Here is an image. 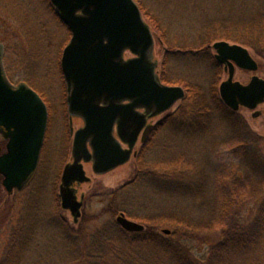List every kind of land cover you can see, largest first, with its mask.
I'll use <instances>...</instances> for the list:
<instances>
[{
	"label": "rangeland",
	"instance_id": "obj_1",
	"mask_svg": "<svg viewBox=\"0 0 264 264\" xmlns=\"http://www.w3.org/2000/svg\"><path fill=\"white\" fill-rule=\"evenodd\" d=\"M138 1L156 17L161 29L167 32L171 40L183 39L193 42L198 38V32L217 29V26H223L221 28L229 31H247V23L250 22L245 21L247 16H258L262 10L264 11V0ZM239 21L244 22L243 26L236 24ZM218 23L221 25H217ZM70 40L71 32L61 22L49 0H0V43H3L6 48L4 65L8 76L15 84L28 83L31 88L44 96L51 109L48 138L36 178L38 186L40 185L39 188H35V190L39 189L38 199H36L37 196L32 197L29 187L23 191L7 193L0 175V264L6 260L7 254L9 263L5 262V264H64L68 262L69 258L76 254L75 248L68 249L73 245L68 247L63 242V235L58 229L52 227L53 224L48 222L46 217L52 216L49 214L55 211L57 218L63 219L72 228L74 235L69 237L73 240L78 238V241L86 240L85 237H90L92 231L101 228L104 224L116 222L121 213L113 214L111 208H115L116 204L110 205L111 198L114 193L134 180L139 170L138 159L146 155L141 152V145L138 144L136 149L139 153L135 157L133 156L125 165L102 175H96L90 166L85 165V171L91 178V182L84 183L80 189V194L83 193L86 196L82 217L76 224L70 212L62 209L59 198L60 177L64 165L71 160V145L67 134L68 115L64 104L65 81L61 60L63 50ZM155 41V60L158 61V70L161 71L166 47L156 39ZM210 52L213 55L211 49ZM250 53L259 68L258 71L250 73L236 70L234 80L242 84H248L253 76L264 78V56L258 55L251 49ZM174 54L171 58L169 57L166 65L168 76L172 80L197 83L204 87L211 86L218 80L213 67L205 59V54H200L199 51L191 54L182 52L178 54L179 56ZM124 57L129 59L132 54L127 52ZM223 80H228V74L221 78V81ZM218 85L219 81L217 87ZM180 105L181 103L177 104L173 111H176ZM258 110L263 111L264 106L259 107ZM224 115V111L216 112L213 122L208 127L192 131L186 128L185 123H172L171 129L164 128L155 135L154 144L159 147L148 151V157L165 156L171 162V166L174 165L172 162L176 163L179 160L181 166L176 170L185 171L183 180H175L174 177L168 179L170 182L168 187L171 191L176 189L184 192L186 190L184 187L188 184L184 181H189L193 174L192 177H206L204 182L208 186L204 188V191L208 194L216 188L214 175L216 171L214 165L217 162L216 149L228 138L230 131L229 125L224 121ZM236 115L251 132L260 138L259 146L264 152V115L261 118H255L253 112L245 108H240ZM80 124V121L74 119V127ZM5 151L6 142L0 135V155ZM41 182H44L45 186H42L44 184L41 185ZM242 188L248 190L250 186L243 185ZM195 189L198 192L199 188ZM131 192L128 198L131 209L141 218L153 223H157L159 217L177 219L187 216L198 221L209 219L205 211H202L203 208L199 207L201 203L195 199L179 194L172 195L171 192L170 194L156 192L150 187L144 188L139 184ZM122 193H118V202L122 201ZM56 195L59 200V212L56 208ZM29 198L32 202L36 199L34 204H31L30 211L35 210L39 215L37 219L29 222L32 229L22 238V245L15 247L11 243L15 238L16 229L18 230L23 225V220L28 217L25 207ZM258 203L259 201H252L242 206L245 215L248 216L253 210L255 211ZM249 211L251 212L247 213ZM209 221L215 222L214 219ZM166 230L170 233L166 234ZM157 232L161 238L173 242L175 232L172 229L163 226L159 227ZM185 238L182 242L191 249L193 257L203 259L209 247L222 239V233L218 232L198 239ZM82 241L76 248L80 251L85 249V243Z\"/></svg>",
	"mask_w": 264,
	"mask_h": 264
},
{
	"label": "water",
	"instance_id": "obj_2",
	"mask_svg": "<svg viewBox=\"0 0 264 264\" xmlns=\"http://www.w3.org/2000/svg\"><path fill=\"white\" fill-rule=\"evenodd\" d=\"M49 1L71 32L61 60L69 114L85 123L74 135V161L66 165L59 188L62 209L78 223L83 200L78 199L73 185L91 182L83 162L92 161L97 175L128 163L142 131L143 142L152 131L147 117L169 111L185 98L186 92L181 86L162 83L154 54L155 36L135 0ZM213 48L217 61L230 68L228 80L220 85L223 103L234 112L241 107L255 110L264 103L263 78L254 76L246 85L234 81L235 65L258 71L249 49L227 41H218ZM127 52L132 54L129 59L124 57ZM4 57L5 46L0 43V135L8 141L7 152L0 156V175L3 187L12 194L24 190L36 173L48 110L26 83L10 82ZM139 110H146V114ZM115 126L118 139L114 136ZM121 142L128 149H123ZM116 222L128 232L145 230V226L123 213Z\"/></svg>",
	"mask_w": 264,
	"mask_h": 264
},
{
	"label": "trees",
	"instance_id": "obj_3",
	"mask_svg": "<svg viewBox=\"0 0 264 264\" xmlns=\"http://www.w3.org/2000/svg\"><path fill=\"white\" fill-rule=\"evenodd\" d=\"M136 1L144 19L153 30L155 39L166 47L163 69L159 71L161 81L181 86L186 90V98L181 102L179 111L175 113L173 124L185 123L187 129L194 131V129L210 126L216 112L224 111L225 113L224 121L229 125L230 131L228 138L216 149L217 162L214 165L216 188L208 194L204 191V188L208 186L204 182L206 177H192L194 174H190L191 181H184L188 183L184 187L186 188L184 192L176 189L172 190L178 191L177 193L171 191L168 187L170 183L168 179L174 177L175 180H183L185 171L176 170L181 166L179 160L176 163L172 162L175 165L173 167L165 156L148 157V151L159 147L155 146L153 140L155 134H152L149 142L141 150L146 155L138 159L140 162L138 174L133 181L114 193L110 202L111 206L116 204L115 208H111L114 215L118 212L123 213L128 219L144 225L146 230L140 233L128 232L116 222L111 221L92 231L90 237H85L87 241H78V238L73 240L69 237L74 235L72 228L63 219H58L54 211L53 214H49L52 216L46 217L48 222L63 235V242L68 247L73 245L68 249L75 248L76 251V254L64 264H264V152L259 146L260 138L251 132L243 121H240L236 113L226 108L218 94L217 80L215 84L207 87L178 79L172 80L166 68L169 57L171 58L174 53L179 56L178 54L182 52L191 54L194 51L205 54V59L212 66L209 48L218 41H231L264 56V11L262 10L258 16H247L245 21H250L247 23L248 27L246 26L247 31H229L221 28L223 26H217V29L201 30L198 32V38L193 42L183 39L171 40L167 32L161 29L156 17L150 14L143 4ZM236 24L243 26L244 22L239 21ZM214 73L217 77L220 72L214 69ZM160 126L161 124L158 127ZM163 126L165 127V122ZM159 131H161L160 128ZM36 178L37 175L29 188L32 191V197L34 195L38 199L39 189L35 190V188H39L40 185L38 186ZM44 182H41V185L44 184L42 186H45ZM138 184L144 188L150 187L156 192L169 194L171 192L172 195L179 194L199 201L201 203L199 207L203 208L202 211L209 216L208 221L204 219L198 221L186 216V218L177 219L159 217L157 223H153L141 218L131 209L128 200L132 194L131 191ZM243 185H249L250 188L245 190L242 188ZM195 188L200 190L198 189L197 192ZM118 193L123 194L120 202H118ZM252 201H259V203L255 211L247 212H251L247 216L242 206ZM34 202L30 198L26 201L25 210L28 217L15 231V238L11 243L15 247L22 245V238L32 229L29 222L37 219L39 215L35 210L30 211L31 204L33 205ZM56 203L59 212L57 195ZM210 219H214L215 222L212 223ZM57 221H59L58 224ZM163 226L175 232L173 242H168L159 236L157 229ZM218 232L222 233V239L209 247L203 259L193 257L191 249L182 242L186 239L185 237L198 239ZM81 241L85 243V249L80 251L76 248ZM7 257L8 254L3 264L9 260Z\"/></svg>",
	"mask_w": 264,
	"mask_h": 264
},
{
	"label": "flooded vegetation",
	"instance_id": "obj_4",
	"mask_svg": "<svg viewBox=\"0 0 264 264\" xmlns=\"http://www.w3.org/2000/svg\"><path fill=\"white\" fill-rule=\"evenodd\" d=\"M210 49L212 50V52H213V55L211 54V52H210ZM209 53H210V60H211V63H212V67H213V69H218V71L220 72L219 73V75L217 76V78H218V80H217V83H218V81H219V85H218V87H217V90H218V94H219V96H220V85L223 83V82H225L224 80L223 81H221V78L224 76V75H226V74H228V78H229V71H230V68H229V66L227 65V64H221V63H219L218 61H217V59H216V51L213 49V48H211V46H210V48H209ZM236 70H242V69H240L238 66H236L235 65V73H236ZM242 71H244V72H249L250 73V71H246V70H242ZM234 78H235V76H234ZM9 80L13 83V81H12V79L9 77ZM65 81V80H64ZM235 81V80H234ZM24 83H26V82H24ZM65 83V82H64ZM13 84H15V83H13ZM27 85H28V83H26ZM15 85H18V84H15ZM34 90V89H33ZM34 91H36V90H34ZM38 94H39V96L43 99V101L45 102V104H46V106H47V110H48V125H47V130H46V135H45V140H44V144H43V147H42V150H41V154H40V159H39V164H38V167H37V170H36V173H35V175L33 176V178H32V180H31V183H32V181L34 180V178L36 177V175L38 174V172H39V169H40V164H41V162H42V158H43V154H44V149H45V146H46V141H47V138H48V132H49V127H50V121H51V109H50V106H49V104H48V101L44 98V96L41 94V93H39L38 91H36ZM64 104H65V107H66V112H67V115H68V125H67V134H68V136H69V142H70V155H71V160H69L65 165H64V168H63V170H62V173H61V177H60V179L62 180V175H63V171H64V169H65V167H66V165L67 164H70V163H73V161H74V159H73V155H72V149H73V142H74V135H75V133L78 131V130H80V129H82L84 126H85V123H84V121H83V119L82 118H80V117H71V115L69 114V110H68V91H67V86H66V83H65V90H64ZM264 106V103H262L261 105H259L258 107H257V109L255 110V111H252L253 112V116L254 115H256V114H258L257 115V117H255V118H261L263 115H264V110L262 111H259L258 110V108L259 107H263ZM228 110H230L228 107H226ZM174 109V108H173ZM173 109H171V110H169V111H167V112H165L164 114H162V115H159V116H156V117H150V116H148L147 117V126H149V125H151V126H153V128H152V131H151V133L149 134V136H148V138L146 139V141L145 142H143L142 141V135H143V132L144 131H142V133L140 134V136H139V139H138V142L136 143V146H135V148H134V151H133V154H132V158H133V156L135 157V155L137 154V153H139L138 151H137V149H136V147H137V145L138 144H140L141 145V149L148 143V141H149V139L151 138V135L152 134H158L160 131H159V128L161 129V130H164V128L165 129H171L172 128V123H173V119H174V115H175V113L177 112V111H179V109H180V107H178V109L176 110V111H173ZM246 109V108H245ZM247 110H249V109H247ZM141 113H143V114H146V110H139ZM231 111V110H230ZM251 111V110H250ZM74 119L75 120H77V121H80L81 122V124L79 125V126H77V127H74ZM164 122H165V127L163 126V124H164ZM161 124V126L160 127H158L159 125ZM114 136L118 139V134H117V126H115V131H114ZM5 142H6V151H7V143H8V141H6L5 140ZM121 147L123 148V149H127L128 148V145L127 144H124L123 142H121ZM89 149H90V152L92 153V148L89 146ZM140 149V150H141ZM5 151V152H6ZM4 152V153H5ZM3 153V154H4ZM3 154H1V155H3ZM0 155V156H1ZM85 165H87V166H90L91 168H92V170H93V162L91 161V162H89V163H87V162H83V166H84V169H85ZM119 168V167H118ZM87 174V173H86ZM97 175V174H96ZM61 180H60V185H61ZM30 183V184H31ZM30 184H29V186H30ZM60 185H59V188H60ZM28 186V187H29ZM83 186V184H78V183H75L74 185H73V187L75 188V189H77L78 190V199L79 200H83V208H84V205H85V202H84V200H85V198H86V196L82 193V194H80V189H81V187ZM27 187V188H28ZM26 188V189H27ZM83 208H82V211H83Z\"/></svg>",
	"mask_w": 264,
	"mask_h": 264
}]
</instances>
